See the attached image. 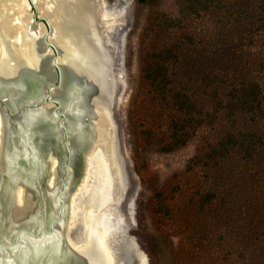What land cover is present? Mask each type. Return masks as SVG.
Listing matches in <instances>:
<instances>
[{
    "label": "trees",
    "instance_id": "16d2710c",
    "mask_svg": "<svg viewBox=\"0 0 264 264\" xmlns=\"http://www.w3.org/2000/svg\"><path fill=\"white\" fill-rule=\"evenodd\" d=\"M138 2L151 15L127 111L132 159L162 225H180L174 264H264V0H177L176 15ZM198 134L185 169L149 184L146 150Z\"/></svg>",
    "mask_w": 264,
    "mask_h": 264
},
{
    "label": "bare ground",
    "instance_id": "6f19581e",
    "mask_svg": "<svg viewBox=\"0 0 264 264\" xmlns=\"http://www.w3.org/2000/svg\"><path fill=\"white\" fill-rule=\"evenodd\" d=\"M32 2H35L39 7L40 15L47 17L52 22L54 29L50 40L61 46L62 52H64H61L62 55L58 61L65 71V82L61 87L53 89V95L61 101V107L58 111L68 114L63 123L67 128L72 150L69 166V185L74 186L75 189L78 188L75 194L81 191L84 196H87L86 193L89 194L93 191L92 187L89 188L88 182H91L96 174L98 175L95 161L99 166L100 163L105 162L107 164L104 174L103 170H100L101 173L99 172L102 176L101 182H103L104 188H109L112 184L110 178H112L115 169V159L112 156L114 154L113 133L111 122L108 119L110 114L107 104L98 100L92 93V85L98 73L94 59H92L94 50L91 49L93 47L91 44L81 43L82 38H78L71 32L75 31V34L80 35L85 34L87 26H90L86 22L93 20L91 14L99 11L100 2L98 3L97 0H68L69 4H65L64 13L56 12V14L46 0H33ZM29 4H32L29 0H0V93L10 90L12 84L16 86L17 83H22L28 89L30 96L39 94L50 78L48 65L50 52L45 47V43L42 42V34L46 27L44 24L34 21ZM100 5L103 6V4ZM64 15L65 27H62L61 21ZM89 17L90 19H88ZM15 51H17V55ZM16 58H18V63L17 66H14L11 62L17 61ZM78 74H86L87 77L85 76L82 79L85 81V87L88 84L87 90H91L86 91L87 97H85L83 108H81V103L77 106L75 101L68 99V95L72 91L69 84L70 78ZM49 106H52L50 108L51 112ZM53 108H55L53 104H46L42 108H37L31 112L27 111L22 115L21 120L24 125H19V131H23L25 153L13 151L10 154L11 157H6L5 163L2 161V155L0 154V173L3 172V165L6 164V176L2 179L7 183L5 192L17 198L22 197L24 201L26 196L28 200L29 194L27 191L25 193L24 186L21 184L20 179L23 177L14 172L19 164L18 158L22 154L29 163L37 162L40 166L42 165L43 170L40 174H45L44 176L49 184L54 185L59 179L65 178L59 172V167L65 159L63 157L62 160V155L60 156L59 144L62 138L65 139V136H62V130L60 131L58 125L59 116L52 114ZM80 113L82 115L86 113L92 119V122L79 118L76 114L79 115ZM54 117L58 119V122L55 121L56 118ZM68 120L70 121V131L65 124ZM3 131V117L0 113V153L3 151ZM102 191L103 188L99 189V197L95 199V203L91 204L90 207L85 204L82 206V211L77 210L78 204L74 199L76 195L72 194L71 202L67 206L66 216L69 219L70 226L69 240L74 246L66 249L62 254H59L58 251L52 252L47 258V264H114L110 243L112 234L108 229L107 222H102L103 214L100 198V196H103ZM70 193L71 191H69ZM73 224H76L75 233H72ZM62 228L65 229L64 224ZM57 238L53 235L42 236L30 241L34 246L56 250ZM54 246L55 248H53ZM6 253L7 251H4L2 254L9 256ZM137 256L142 264H146L142 253L137 252Z\"/></svg>",
    "mask_w": 264,
    "mask_h": 264
},
{
    "label": "rangeland",
    "instance_id": "374dc122",
    "mask_svg": "<svg viewBox=\"0 0 264 264\" xmlns=\"http://www.w3.org/2000/svg\"><path fill=\"white\" fill-rule=\"evenodd\" d=\"M46 2L52 6L55 14L56 12L64 13L65 4H69L68 0H46ZM97 2H100V9L97 13L95 11L91 14L93 20H88L90 17L87 19L86 24L91 27L87 26L85 34H75V31H72L75 30L73 28L70 31H72L71 34L74 33L78 38H82L81 43L91 44L93 47L91 50H94L92 59H94L97 66V75L99 76L95 77L92 86L99 85L104 87L107 92L104 100L112 118L113 147L115 148L116 158L114 154L112 156L115 159V169L114 177L112 174V178H110L111 186L104 188L100 173L103 170L104 174L107 164L104 162L103 164L100 163L99 166L95 161L98 175L96 174L95 178L88 182L89 188L92 187L93 191L89 194L86 193L87 196H84L81 191L75 194L78 188L75 189L74 187L73 195H76L74 199L78 204V207L77 205L76 207L78 211H82V206L85 204L90 207L91 204L95 203V199H98L99 189L103 188V196H100L102 222H107L108 229L112 234L110 243L115 255L114 264H142L137 252L144 255L145 261L147 260L146 264H174L173 257L175 255L172 256L170 247L174 243L176 248L181 239L180 225L168 223V228L162 225V219H159V216L154 212L157 210L158 202L155 200L153 193L155 188L145 186L144 182L135 174L131 136L129 135L127 122V111L132 89L137 85L139 79L141 37L148 25L151 9L148 6L139 4L138 0H97ZM100 4H103V6ZM30 7L33 19L35 16H41L39 7L35 2ZM158 9L176 15L178 11L177 0H161ZM64 19L65 15L61 21L62 27H65ZM46 32L47 28L42 34V42ZM48 49L50 52L48 65L49 69L53 70L52 58L54 53L50 48ZM54 82H57V79ZM50 108L52 106H49L51 112ZM25 112L27 111H24L23 114ZM19 115L20 112H17L12 117L17 118ZM55 121L58 122V119L56 118ZM69 122V120L65 122L68 129ZM200 136L201 134H198L195 138H192L189 145L172 153H162L155 148H148L145 153L144 166L147 170L146 176L149 184L160 187L172 180L175 174L182 172L188 161L195 156ZM65 174L63 175L66 176ZM139 203H141L140 207ZM138 207L140 208L139 221L136 215ZM114 214L115 218L119 220L117 229L116 224L108 220ZM75 231L76 224H73L72 233H75ZM211 264L215 263L211 262Z\"/></svg>",
    "mask_w": 264,
    "mask_h": 264
},
{
    "label": "water",
    "instance_id": "95a60500",
    "mask_svg": "<svg viewBox=\"0 0 264 264\" xmlns=\"http://www.w3.org/2000/svg\"><path fill=\"white\" fill-rule=\"evenodd\" d=\"M29 1L33 5V0ZM34 20L38 23H43L47 28L43 42L54 53L52 58L53 70H50V78L39 94H32L30 96L28 89L22 83H17L18 85L16 86L12 84L13 86H10V90L0 93V113L3 117L4 125L3 151L0 154L2 155V161L5 163L6 157L10 156L13 151L25 153L23 131H19V125H24L21 120L23 112H31L37 108H42L46 104H53L55 108H53L52 114L59 116L60 121L58 125L60 131L62 130V136H65V139L62 138L60 140L59 150L61 152L60 156L62 155V160L63 157L66 159V166L64 159L59 167V172L61 176L66 173V176L64 179L61 178L54 185H51L46 180L45 174L43 172V175L40 174L43 170L42 165L40 166L37 162L29 163L26 161L24 154H22L18 158L19 164L14 169V172L23 177L20 179L21 184L24 186L25 193L27 191L29 194L28 200L26 196L24 201L22 197L17 198L5 192L7 183L2 179L6 176V164L3 165V172L0 173V264H47L49 254L55 251L62 254L66 249L74 246L69 240L68 233L70 232V226L68 223L69 219L66 216L67 206L71 202L74 192V186L71 187L69 185V166L72 158V150L70 148L68 131L63 123L67 119L68 114L58 111L61 107V101L57 100L53 95V89L61 87L65 82V71L58 61L64 52H62L61 46L56 45L50 40L54 29L52 22L43 16H35ZM16 59V63L15 61L11 62L14 66H17L18 63V58ZM85 76L86 74H78L70 78L69 83L72 91L68 95V99L73 102L75 101L77 106L81 103V108H83L85 97H87L86 91H91L89 89L87 90L88 84L85 87V81L82 79ZM96 76L98 77L99 75ZM55 79H57V82H54ZM92 93H94V96L98 100L105 102L104 97L107 92L104 87L97 85L92 89ZM17 112H20V115L17 118H13L12 116ZM109 114L108 119L111 122L110 110ZM76 115L79 118H84V120L92 122V119L86 113ZM111 130L113 133V128ZM114 157L116 158L115 148ZM69 191H71L70 194ZM108 220L116 224V229L118 228L119 220L115 218V214L111 215ZM63 224L65 225V229L62 228ZM52 235L58 237V244L55 245L57 246L56 250L43 248L42 246H34L30 241L42 236ZM4 251H7L6 254L9 256H4L5 254H2ZM111 252L115 261V255L112 249Z\"/></svg>",
    "mask_w": 264,
    "mask_h": 264
}]
</instances>
